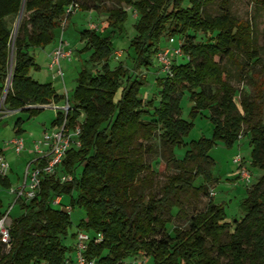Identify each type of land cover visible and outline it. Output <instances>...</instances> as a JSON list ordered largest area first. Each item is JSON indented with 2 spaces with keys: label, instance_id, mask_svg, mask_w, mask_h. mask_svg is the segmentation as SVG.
Masks as SVG:
<instances>
[{
  "label": "trees",
  "instance_id": "16d2710c",
  "mask_svg": "<svg viewBox=\"0 0 264 264\" xmlns=\"http://www.w3.org/2000/svg\"><path fill=\"white\" fill-rule=\"evenodd\" d=\"M111 1L114 5L107 8L99 29L79 32L83 47L78 53H90V67L79 72L69 98L50 83L28 76L36 68L30 50L56 40L68 6L77 4L85 12L89 2L100 7L101 0H0V99L10 80L3 107L21 110L30 119L40 107L66 103V114L57 111L51 128L65 119L68 129H80V146L66 152L54 176L41 180L33 199L16 202L21 212L10 221L9 241L0 242V264L73 263L64 245L71 227L69 213L52 205L65 195L68 209L84 214L71 237L75 239L78 231L88 234L84 256L95 264H124L128 257L151 264H264V174L246 190L237 219L226 222L225 204L211 199L202 212L189 218L185 212L186 206L208 196L216 165L210 151L217 142L232 148L241 135L248 136L250 167L264 172V97L256 91L252 68L258 62L252 23L231 14V0ZM250 1L264 9V0ZM122 5L138 16L129 44L134 72L157 62L163 36L178 41L184 61L170 56L171 75L160 71L164 76L157 78V106L139 95L141 79H133L122 65L109 66L112 38L122 33L127 19ZM213 5L219 6L216 15L209 12ZM16 17L13 33L8 20ZM233 78L246 80L252 90L249 95L240 93L238 103ZM185 92L193 103L192 117L208 112L212 138L184 142L192 126L180 116ZM22 124L20 119L14 123L16 136ZM154 138L163 150L152 166L146 155L152 152L149 142ZM182 147L177 158L174 152ZM160 173L167 176L155 195L152 188ZM61 176L71 181L60 182ZM0 187L10 188L7 176L0 178ZM7 211L0 200V218ZM171 212L187 220V226L174 227L170 236L164 214ZM97 236L101 242L95 244Z\"/></svg>",
  "mask_w": 264,
  "mask_h": 264
},
{
  "label": "rangeland",
  "instance_id": "374dc122",
  "mask_svg": "<svg viewBox=\"0 0 264 264\" xmlns=\"http://www.w3.org/2000/svg\"><path fill=\"white\" fill-rule=\"evenodd\" d=\"M89 10L82 12L78 11L73 14L66 22L65 27L58 32V36L61 33L63 40L69 45L74 53L71 62H61V69L63 73V78L60 81L59 78L52 76L49 71H47V63H44L45 55L42 53L43 50L31 49L30 55L34 59L36 68H31L28 72V76L39 83H50L57 92L66 91L69 98L72 96V92L77 84V77L79 72L83 67H90L86 62L90 55L89 52L78 53L82 49L83 45L79 42V32L81 30L87 29L88 25L94 27L92 29H99L103 25L107 14L105 13L108 7L114 5L111 0H101L100 7L96 2H89ZM97 6V8H95ZM127 14L126 22L123 26L122 33H116L112 38V56L109 61V66L114 68L118 65H122L128 70L130 76L134 79H141L143 85L140 88L139 95L144 99V101H154V105L157 106L158 99V85L157 78L163 77L164 75L158 69V64L156 61L153 62L152 67L149 69H140L137 72L132 70V58L134 57L132 50L129 48L130 40L134 37V22L138 18L134 10L129 7L121 6ZM230 12L237 18L242 20H248L252 23L254 28V37L257 46L258 62L252 66L254 72V78L258 81L256 91L262 93L264 97V9H260L251 3L250 0H231L230 2ZM219 11L218 5H213L209 8V12L212 15H216ZM9 27L12 29L13 33L16 32L18 17L8 20ZM56 36V40L57 37ZM198 39V38H197ZM56 40L49 46L45 48L46 51H50L56 43ZM161 48L160 50L169 49L173 51L178 49V41L176 38L169 39L168 36H163L160 40ZM115 52H122L119 58L114 57ZM172 59V58H171ZM178 61L183 62L184 60L179 58ZM218 60V59H216ZM224 63V61H222ZM38 66V67H37ZM236 77V76H235ZM4 84V88L6 86ZM231 85L236 89L237 94L234 97L236 103L239 101V94L245 93L247 95L251 94L252 90L245 80L243 82H238L237 79L233 78L231 80ZM3 101L0 100V149L4 150L6 160L9 162L12 173L9 174V180L11 181L10 188L5 190L0 187V200L2 201L3 209H10V214L7 217L6 224H9L15 215L20 214V207L18 203L13 204L12 196H9L8 192L13 190L17 184L16 176L22 177L23 166L26 162L27 149L30 148V143L32 140H37L42 134L43 130L50 129V123L54 119L55 112L62 111L55 110L53 107H48L43 109L34 117L27 119V115L22 112H17L11 114L3 107ZM66 105V103H62ZM193 106L192 101L189 99V93L185 92L180 99V109H181V119L188 121L192 124L188 134L183 138L185 143L190 141H196L200 138L210 139L212 138L213 126L208 120V112L202 111L195 117H192L190 112ZM60 108V106L58 107ZM262 108H264V99H262ZM11 114V115H9ZM22 120V129L24 130L23 139L26 144L25 151L19 155H15L10 145H8V140L13 134L14 123L18 120ZM152 147V152L146 155V162L154 166L162 153V146L159 144L158 139L154 138L149 142ZM185 148H177L174 152L177 158L181 157ZM250 151L248 136L241 135L240 139L232 146V148H227L222 144V142H217L215 146L210 151V156L215 161L216 165L213 171V178L215 179L208 186V196L200 197L198 202L191 203L185 207V212L188 218L195 213L202 212L205 209L207 202L211 199L215 204L223 203L224 210L226 214V222H230L232 219H237L242 216L239 204L243 200L246 190L251 188V186L258 180V178L264 174L257 168L250 167ZM240 157L243 165L247 167L250 174V184L247 186L241 185L235 179L236 167L232 163L234 157ZM77 176L80 170H77ZM167 174L160 173L155 178V184L152 188V192L158 195V190L164 183ZM238 182V183H236ZM64 203L55 206L56 209H62V206L69 207V196H62ZM174 212L165 213L164 218L168 219V223L165 228V233L167 235H172L171 231L174 227L185 228L187 226V220L177 219L174 216ZM69 218L71 221V227L68 229L67 237L64 240L65 246H70L71 244V234L76 231V226L79 221L84 218V214L78 208H74L69 211ZM84 232V231H83ZM68 255V252H67ZM124 264H151L150 260L143 259L141 257L133 258L128 257L124 260Z\"/></svg>",
  "mask_w": 264,
  "mask_h": 264
},
{
  "label": "built area",
  "instance_id": "2783aa9c",
  "mask_svg": "<svg viewBox=\"0 0 264 264\" xmlns=\"http://www.w3.org/2000/svg\"><path fill=\"white\" fill-rule=\"evenodd\" d=\"M79 11L77 4H71L64 10V16L61 20V30L66 25V19L68 16ZM94 27H90L92 29ZM122 52H115L113 55L117 59ZM181 55L179 49L170 51L169 49L160 50L156 56L157 64L160 67V71L170 76V56L179 57ZM73 52L68 48V44L63 40L62 34L60 35L55 49L49 55L47 62V71L52 74L55 78H59L60 81L63 78L61 69V62H71L73 59ZM3 101V99H0ZM45 107V106H43ZM41 108V107H40ZM68 110L67 104L62 108L64 114ZM80 134L79 126H75L74 129L70 130L66 127L65 119L58 127L52 128L50 131L43 133L41 139L34 141L32 144V151L36 158L26 167L24 173V181L19 187L10 190L9 192L14 195V204L20 200H31L39 191V185L42 179L45 177L54 176L56 170L60 166L66 152L71 147H79L80 142L78 140ZM24 139L21 136H15L8 145L11 146L13 153L19 155L24 149ZM232 163L236 167V176L238 182L247 186L250 184V174L247 167L243 165L240 157L236 156L232 159ZM9 172V164L6 159L0 155V178H5ZM71 181L70 176H61L60 182ZM53 206L60 205L59 198L56 197L52 201ZM10 210V209H9ZM0 218V242L7 243L9 241L7 217L8 213ZM65 212L69 213L68 207ZM90 241L87 233L78 231L75 236L74 251L75 258L72 264H95L94 261H88L84 252L86 250V244ZM101 237L97 236L94 239V243H100Z\"/></svg>",
  "mask_w": 264,
  "mask_h": 264
},
{
  "label": "crops",
  "instance_id": "0c3cea01",
  "mask_svg": "<svg viewBox=\"0 0 264 264\" xmlns=\"http://www.w3.org/2000/svg\"><path fill=\"white\" fill-rule=\"evenodd\" d=\"M87 29H90V26L88 25V27H87ZM57 42H58V39L56 40V43H55V45L53 46V48L50 50V51H44L45 50V48H43V49H40V50H43L42 51V53L45 55V58H44V63L46 64L47 62H48V58H49V55L51 54V52L55 49V47H56V45H57ZM68 47H69V45H68ZM70 48V47H69ZM34 60V59H33ZM38 67V66H37ZM59 94H67L66 93V91L64 90V93L63 92H58ZM60 106V108H58ZM48 107H53V109H55V110H60L62 107H64V105H62V104H58V105H53V104H50V105H48V106H45V107H41V108H38V109H40V111L41 110H43V109H46V108H48ZM30 107H28V108H26V109H29ZM17 112H22L21 110H18V111H11V114H15V113H17ZM23 113V112H22ZM11 114H9V115H11ZM55 114H56V112H55ZM4 117V116H3ZM3 117H1V118H3ZM0 118V119H1ZM1 121V120H0ZM52 128H51V126H50V129L49 130H43V132H42V134L39 136V138L37 139V140H39V139H41V137H42V135H43V133H45V132H48V131H50ZM13 132V134H12V136L9 138V140H8V142L9 141H11V139H13L16 135H15V130H13L12 131ZM23 134H24V130L22 129V127H21V134H20V136L23 138ZM37 140H32L31 141V143H30V148H28L27 149V155H26V162H25V164H24V166H23V173H22V177L20 178V177H18V176H16V181H17V184H16V186L14 187V189L15 188H17V187H19L20 185H22V183H23V181H24V173H25V170H26V167L27 166H29L30 164H31V162L36 158V156H35V154L33 153V151H32V144H33V142L34 141H37ZM25 142V141H24ZM25 148H26V144H24V149H23V151L22 152H24L25 151ZM0 151H1V155L6 159V157H5V154H4V150H2V149H0ZM21 152V153H22ZM20 153V154H21ZM7 161V160H6ZM8 162V161H7ZM8 164H9V162H8ZM12 173V168H11V166H10V164H9V172H8V174H7V180L9 181V183L11 184V181L9 180V174H11ZM236 183H238V182H236ZM242 185V184H241ZM8 194H9V196H12V198H13V204H14V195L13 194H11L10 192H8ZM62 197V196H61ZM61 197H58L59 198V201H60V204H62V203H64V205H66L65 204V202L63 201V198L61 199ZM66 208V206H62V209H60V210H63V211H65L64 209ZM8 210V209H7ZM10 214V210H9V213H8V215ZM18 215H15L14 216V218H16ZM10 222V221H9ZM74 243H75V239L74 238H71V244H70V246L68 247L69 248V252H68V258L71 260V261H74V258H75V251H74Z\"/></svg>",
  "mask_w": 264,
  "mask_h": 264
},
{
  "label": "water",
  "instance_id": "95a60500",
  "mask_svg": "<svg viewBox=\"0 0 264 264\" xmlns=\"http://www.w3.org/2000/svg\"><path fill=\"white\" fill-rule=\"evenodd\" d=\"M21 13H22V10H21V12H20V14H19V18H20V16H21ZM17 24H18V22H17ZM14 33H15V32H14ZM10 69H11V68H10ZM9 75H10V72H9ZM9 83H10V80H9V78H8V79H7V82H6V86H5L4 91H3L2 99H3L4 96H5V93H6V90H7L8 86H9Z\"/></svg>",
  "mask_w": 264,
  "mask_h": 264
},
{
  "label": "bare ground",
  "instance_id": "6f19581e",
  "mask_svg": "<svg viewBox=\"0 0 264 264\" xmlns=\"http://www.w3.org/2000/svg\"><path fill=\"white\" fill-rule=\"evenodd\" d=\"M19 20V19H18Z\"/></svg>",
  "mask_w": 264,
  "mask_h": 264
}]
</instances>
